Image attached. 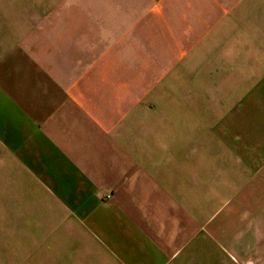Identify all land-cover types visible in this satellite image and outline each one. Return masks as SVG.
<instances>
[{"label": "crops", "instance_id": "0c3cea01", "mask_svg": "<svg viewBox=\"0 0 264 264\" xmlns=\"http://www.w3.org/2000/svg\"><path fill=\"white\" fill-rule=\"evenodd\" d=\"M229 46L250 83L174 153L141 76ZM259 192L264 0H0V264H264Z\"/></svg>", "mask_w": 264, "mask_h": 264}, {"label": "rangeland", "instance_id": "374dc122", "mask_svg": "<svg viewBox=\"0 0 264 264\" xmlns=\"http://www.w3.org/2000/svg\"><path fill=\"white\" fill-rule=\"evenodd\" d=\"M231 46L220 51L219 60L222 64L211 59L202 66L199 87L197 76H141L142 103L148 101L147 89H150L152 92H156L157 106L171 109L167 116L165 114L161 117L164 120L159 122H166L172 127L174 153H181L182 145L185 144L182 143L181 138L184 126L192 127L195 130L201 127L199 129L203 133L206 143L212 142L216 131L213 125L220 128L219 121L215 123L219 119V114L225 112L226 108L228 109L233 103L236 104L237 89L241 85L250 83L249 76H233V72L239 71L240 63L230 65L229 57L232 55L228 53L232 51ZM258 57V53H256L252 59ZM231 60L233 61V59ZM163 131L169 130L163 129ZM192 131L194 130L192 129ZM206 148V151L202 152L210 153L208 150L213 149L212 143L210 147ZM251 193L249 196L257 199L248 200L246 204L251 203L254 208L255 205L264 207V192H259L260 194L254 197L252 196L254 193ZM238 202L245 203V200L239 199ZM208 257L209 255L205 252V258Z\"/></svg>", "mask_w": 264, "mask_h": 264}]
</instances>
